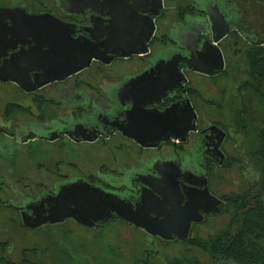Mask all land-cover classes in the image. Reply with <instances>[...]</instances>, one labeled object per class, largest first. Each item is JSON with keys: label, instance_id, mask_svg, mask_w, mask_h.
Returning a JSON list of instances; mask_svg holds the SVG:
<instances>
[{"label": "flooded vegetation", "instance_id": "1", "mask_svg": "<svg viewBox=\"0 0 264 264\" xmlns=\"http://www.w3.org/2000/svg\"><path fill=\"white\" fill-rule=\"evenodd\" d=\"M233 3L234 0H22L18 3L2 0L0 9L6 10L0 13V52L4 53L0 66L12 54L54 51L57 43L83 42L88 52L98 48L109 52L108 56L101 54L103 59H109L107 63L92 59L84 68L53 79L76 66L72 54L71 62L64 63L52 76L53 80L42 86L37 83L42 81L43 72L32 71L29 79L27 72H22L18 79L35 86L29 91H24L11 78L14 68L26 69L27 64L9 65L0 70V85H12L25 96V99H11L2 94L0 99V191L8 197L4 189H10L18 205L5 204L1 198L0 204L19 213L21 226L41 237L45 252L51 248L64 264H71L69 261L110 264L108 255L124 259V240L129 233L131 239L138 238L144 244L138 251L139 256L131 254L130 258L139 264H152L153 257L160 256L157 241L199 248L200 244L213 240L216 236L201 241L200 230L204 225L223 224L222 217L229 215V207L230 221L226 227L237 228L235 222L239 212H243L240 200L243 197L245 205L252 204L258 183L251 154L264 129V113L259 116L260 125L253 128L245 103L248 95H257L264 101V76L255 80L248 61L249 51L257 43L264 50V38L259 40L260 35L241 27L239 10ZM214 6L229 24L228 33L217 42L213 40L217 32L210 29L208 22ZM106 31L110 33L107 42L100 37ZM240 37L244 45L238 42ZM53 44L56 45L50 46ZM59 49L67 51L66 46ZM140 49L146 52L120 55ZM205 49L210 51L208 65L202 56ZM234 52L241 54L245 61L244 78L234 85L235 101H239L240 108L226 117L220 114L201 124L199 102L219 113L221 108L219 101L203 97L191 74L218 82L226 74ZM219 54L222 69L206 74L192 68V65L205 69L219 65ZM118 64L126 68L113 74L108 67ZM224 94L223 90L222 98ZM173 105H177L184 120L187 105L195 113V129L189 130L182 139L169 136L146 146L120 129L121 126L134 128L140 111L163 112ZM221 116L225 118L220 119ZM249 131L255 136L256 144L247 154L240 153L248 187L240 191L224 189L222 171L238 161L237 152L231 153L225 146L234 141L235 149L240 148L248 140ZM7 140L15 142L14 145L10 147L12 142ZM42 145L55 146L58 158L45 161ZM34 147L42 149V153L27 158V151ZM80 148L86 154H81ZM63 149L70 150L71 157ZM112 150L118 151V156L112 155ZM32 166L40 174L35 179L40 182L39 189L34 193L26 190L30 177L24 174ZM11 182L23 185L19 188L16 184H4ZM74 182L86 183L123 199L132 213L121 216L112 211L91 225L77 222L71 216L36 228L23 225L22 214L47 213L46 200L56 196L62 186ZM147 217L161 222L150 224L146 222ZM134 221L159 229L169 238L148 232ZM69 222L77 228L65 226ZM75 229L91 238L76 237L72 241L69 233ZM108 230L115 236L106 238ZM101 236L103 241L99 239ZM143 236L145 239H141ZM40 248L27 246L30 250L27 257L37 255ZM174 258L163 259L164 264L196 259ZM25 259L26 264H41ZM7 262L0 254V264Z\"/></svg>", "mask_w": 264, "mask_h": 264}, {"label": "rangeland", "instance_id": "2", "mask_svg": "<svg viewBox=\"0 0 264 264\" xmlns=\"http://www.w3.org/2000/svg\"><path fill=\"white\" fill-rule=\"evenodd\" d=\"M22 0H15V3H18ZM2 3V0H0V5ZM234 6L238 8L239 10V19H240V25L243 29L254 31L259 36V40H263L264 38V0H234ZM241 45H244L242 42L243 40L241 37L238 40ZM231 60L229 62V65L226 66V74L220 78L218 82H212L207 77L199 75V74H191V79H193L194 85H198L201 88V93L205 99H213V101L217 100L219 101V106L221 108L220 113L217 109L210 107L206 103H198L197 108L200 113V122L203 124V121L212 118L214 116H219L220 114H223V116H227L230 113H234L237 109L240 108L239 101H235L237 98L234 95V85L237 84L239 80H242L244 78V66L245 61L244 57L241 54H238L234 52L231 53ZM122 64L109 66L108 68H112L113 74H119L125 70L126 67H121ZM120 68V70H119ZM221 81V82H220ZM219 82L221 84H219ZM225 92L223 98H222V92ZM2 94H5L6 98L11 99H25V96L19 92V90L14 88L12 85H0V99L2 97ZM219 95V96H218ZM247 102L245 103L248 113H249V123L250 125L255 128L260 125L258 122L259 116H263L264 113V101L260 100V98L257 95H248ZM2 107V104L0 103V109ZM221 116L220 119H224L225 117ZM248 140L240 146V148L235 149L234 141H230L225 146L226 150H229V152L233 153V151L237 152L236 158L238 159L236 165H234L230 169L223 170V177H224V189H233V190H243L246 189L248 186V178L243 176V165H244V159L240 155L241 152L244 154H247L249 150H251L255 146V136L251 131H249V135L247 136ZM12 142V147L15 142L12 140H7ZM4 146H7L3 144ZM28 146V145H27ZM44 147V150L46 151V154L44 156L45 161H49L50 159L58 158V149L55 146L51 145H42ZM6 149V147H5ZM69 149V148H68ZM64 154L68 157L70 156V150L66 152V149H63ZM42 153V149H38L37 147H34L32 150L27 151V158H32L33 155H39ZM81 154H86V150L83 148H80ZM119 152L112 150V155L118 156ZM42 157V156H39ZM20 158H24V155H21ZM94 161V160H93ZM43 162V161H42ZM54 162V161H53ZM40 170L39 173H41V167L39 166ZM34 170H36V167L32 166V169L29 172H25L24 174L27 175V191H31V193H34V190L39 189V181H36L38 177H40V174L36 173ZM254 177V176H253ZM29 179V180H28ZM237 182H240L238 185ZM251 182V181H250ZM5 186L7 184L13 186L14 184L17 185V187L21 188L23 183L17 184L16 182L11 183H4ZM5 193L8 195V197L5 196L4 193L0 191V198L3 200L5 204H16L18 205L17 197L13 195L12 191L10 189H4ZM0 204V254L4 256V258L9 261L16 264H20L23 261V258L25 257L26 261L27 258L31 260H37L40 261L41 264H64V262L61 260V258L58 256V254H55V252H52V249L49 248L47 252H45L43 248L44 241L41 240V237L39 235L31 234L27 228L21 226V219L19 216V213L11 208H6V205ZM230 207H229V215L223 216V224L218 223L215 225H204L202 226L200 230L201 241H205L211 237H215L220 231L226 228V225L229 224L230 221ZM65 226L77 228L70 222L67 223ZM68 233V232H67ZM70 238L76 241V237H85V239H90L91 236L87 233H84L80 231L79 229H75L74 233L71 231L69 233ZM115 236V233L112 232V230H108L107 233H105L106 238H112ZM101 241L104 240V236L99 237ZM145 237L143 236V238ZM39 241V242H38ZM42 241V242H40ZM38 244H34V243ZM157 247L160 249V256L153 257L152 264H164L163 259H171V258H196L197 260L201 262H207L211 258V254L208 250L201 249L200 247H190L189 245L186 246L181 243H167L164 244L160 241H157ZM91 242L88 241L87 245H90ZM125 247L123 248V252L125 253L124 259L117 258L111 255H108L106 257L107 260L110 261V264H116L119 262H123L126 264H139L138 262L132 260V257L130 258L131 254H133V257H138V251L144 247L143 242L140 240L131 239V236H129V233H126V239L124 240ZM32 245H37L38 247H41L38 250L37 255H28L27 253L30 251L27 249L28 247H31ZM93 255V254H92ZM70 258V257H68ZM103 257H100V260H102ZM174 258V259H175ZM71 264H74L72 261H69Z\"/></svg>", "mask_w": 264, "mask_h": 264}, {"label": "water", "instance_id": "3", "mask_svg": "<svg viewBox=\"0 0 264 264\" xmlns=\"http://www.w3.org/2000/svg\"><path fill=\"white\" fill-rule=\"evenodd\" d=\"M212 13L208 14V22L210 24V29L214 32H217V35L213 38L215 42L225 36L229 31V24L226 22L223 14L219 11L217 7H212ZM6 9H0V13H3ZM19 11L16 10V13ZM27 21V14H25ZM38 17V16H34ZM30 19H36L29 17ZM33 22L31 24H34ZM26 25L27 22H25ZM111 25L109 26V28ZM23 29V28H21ZM103 41H109L110 33L107 31L100 36ZM58 39V38H57ZM93 42L98 45L95 38L92 39ZM56 44L50 45L54 46ZM211 46L216 47L215 45L210 44ZM60 48L66 46L67 51L60 52ZM217 48V47H216ZM218 49V48H217ZM88 47L83 42H77L74 45L71 44H61L57 43V48L52 51L47 49L44 53H15L12 54L8 59H5L3 64L0 66V70H3L6 66L12 65L17 66L27 64L26 69L14 68L12 70L13 74L11 78L19 84V86L24 91H29L35 88V86H30L29 83H23L18 78L22 72H27V79H29V74L32 71L43 72L44 77L41 82L37 83V86H42L47 82L60 77H65L71 73H74L85 66L89 65L92 59L100 60L102 63L109 62V59H103L101 54L108 56L109 52L98 48V50L93 49L92 51H87ZM146 52L145 49H140L136 51L129 52L127 54H120L122 56H129L131 54H140ZM72 54L75 55L76 66L68 69L64 72L63 75L53 77L54 74L63 66L64 63L71 62ZM4 53L0 52V58ZM205 63L210 64V51L205 49L202 52ZM6 63V64H5ZM5 64V65H4ZM192 68L201 71L206 74H211L213 69H222V58L219 54V65H216L210 69H205L202 67H195L192 65ZM52 70V71H51ZM188 106L186 110L185 120L181 116V113L177 105H173L170 108L166 109L163 112H138L137 119L138 123L134 128L120 127L124 134L136 139L146 146H153L162 138H167L172 136L174 138H183L189 130L195 129V113L193 109ZM144 200V197H143ZM47 202V213L38 212L34 215L31 211L30 214L25 216L22 214V223L26 227L36 228L46 222L57 223L62 222L65 218L71 216L77 222L91 225L93 221L102 219L105 216H108L112 211L117 212L121 216H125L126 212L132 213L129 208H127L124 200L118 198L112 194H106L103 191L99 190L96 187L89 186L86 183L74 182L68 185H64L60 188L57 195L50 197L46 200ZM40 207H43V203L40 204ZM29 209V208H27ZM133 220L132 218H130ZM137 225L143 226L148 232L153 234H159L164 238H169L167 235H164L159 229H153L148 227L145 223L134 221ZM146 222L150 224L157 225L160 220L156 218L147 217ZM180 238H184L179 235Z\"/></svg>", "mask_w": 264, "mask_h": 264}, {"label": "trees", "instance_id": "4", "mask_svg": "<svg viewBox=\"0 0 264 264\" xmlns=\"http://www.w3.org/2000/svg\"><path fill=\"white\" fill-rule=\"evenodd\" d=\"M258 45L249 51L248 61L251 75L255 80L264 76V50ZM258 145L251 158L256 166L258 183L253 194V203L245 205L246 198L240 202L243 212H239L236 229L226 227L216 237L200 244V248L208 250L211 258L208 262L189 259L172 264H264V129L260 131ZM7 264H16L7 262ZM20 264H26L22 261Z\"/></svg>", "mask_w": 264, "mask_h": 264}]
</instances>
